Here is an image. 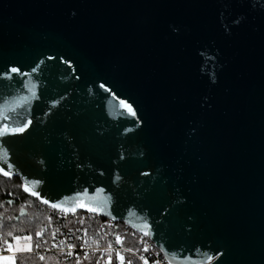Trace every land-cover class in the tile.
<instances>
[{
	"label": "water",
	"instance_id": "1",
	"mask_svg": "<svg viewBox=\"0 0 264 264\" xmlns=\"http://www.w3.org/2000/svg\"><path fill=\"white\" fill-rule=\"evenodd\" d=\"M0 66L30 73H0L27 195L83 192L169 264H264V0H0Z\"/></svg>",
	"mask_w": 264,
	"mask_h": 264
},
{
	"label": "built area",
	"instance_id": "2",
	"mask_svg": "<svg viewBox=\"0 0 264 264\" xmlns=\"http://www.w3.org/2000/svg\"><path fill=\"white\" fill-rule=\"evenodd\" d=\"M85 229L87 235H85ZM40 232H43V237L36 239L40 248L34 250V253L39 255H62L76 260L79 257L81 260L85 259L84 253H88L87 258L97 257L96 264L101 262L108 264L110 251L112 261L114 258L119 264L120 261L116 255L118 252L125 256V264H128L129 261L131 264H144L141 257L146 258L148 264H155L156 261H159V264H169L163 253L148 237L137 233L124 223H114L91 213H64L49 207L46 221ZM53 232H56L54 242L58 246L57 248L52 247ZM117 236L123 238L122 244L116 242ZM45 240L47 243H43ZM84 240H87L86 245L83 243ZM70 244L75 245V248L69 249L68 245ZM109 244H111L110 250ZM145 247L149 249L147 252L144 251ZM68 252H72L73 255H67ZM5 253L3 245L0 244V254Z\"/></svg>",
	"mask_w": 264,
	"mask_h": 264
},
{
	"label": "trees",
	"instance_id": "3",
	"mask_svg": "<svg viewBox=\"0 0 264 264\" xmlns=\"http://www.w3.org/2000/svg\"><path fill=\"white\" fill-rule=\"evenodd\" d=\"M21 210L27 212L24 218L16 221ZM49 207L38 199L27 195L22 190L18 178H8L0 175V244L5 246V241H10L8 233L15 235H32L36 243L35 233L40 231L46 221ZM31 253H20L16 256L17 264H77L76 259L62 255H39L34 250ZM44 256L43 260L39 257ZM97 257L91 256L79 260V264H96ZM99 264H107L101 262ZM112 264H119L114 258Z\"/></svg>",
	"mask_w": 264,
	"mask_h": 264
},
{
	"label": "snow or ice",
	"instance_id": "4",
	"mask_svg": "<svg viewBox=\"0 0 264 264\" xmlns=\"http://www.w3.org/2000/svg\"><path fill=\"white\" fill-rule=\"evenodd\" d=\"M73 15H75V13H73ZM239 21H237L238 23ZM41 63H43V61H41ZM37 71L36 68L32 69V72ZM0 73L3 74V78L7 79V80H11L12 76L10 74L15 73V74H19L21 76H26L29 75L30 73H23L21 72V69L19 67H2L0 66ZM101 87H104L103 85H101ZM110 91V89H109ZM118 105L122 106L123 108L127 109L128 113L131 114L133 117H135L137 115L136 110L133 108L132 104L130 103H126L125 100H118ZM10 119V117L3 115L2 111H0V151H2L4 154H7V149L3 147L2 144V138L8 136V135H19V134H23L32 124V120L28 119L26 121H24L23 123H21L18 126H13V125H9L6 121ZM124 157L121 156V159H123ZM0 163H4L2 161H0ZM43 163V162H42ZM4 167H12L11 164L8 163H4ZM4 167H0V172L3 173V175L5 177H9L10 173L4 170ZM147 175V173H145ZM33 183H38L37 181H33ZM24 190L25 191H29V188L27 186V184L24 186ZM31 195L33 196H39V193L36 191L31 192ZM86 195L85 193L81 192L80 197L77 198L76 201H74V203L76 204V207L79 208H84L86 209L88 212L91 213H95L101 210V205L99 202H96L95 204H89V203H85L82 199V197ZM42 202L46 205L51 206V208L53 209H59L64 213L67 212H72L73 214L76 211V207H72V208H64L62 202H51L49 199H44L42 198ZM81 223H83V221H81ZM145 228H149V231L145 232V235H149L151 234L150 232V226L149 225H145ZM85 235H87V230H84ZM9 237H11L10 241H5L4 244L6 245L5 250L8 253H11L12 255H3L0 254V264H17V260L15 258V254L17 253H31L33 251L34 248L38 249L40 248V244L39 243H33V236L32 235H13L11 232L8 233ZM35 236L38 238H42L43 237V232L37 231L35 233ZM55 237H56V232L52 233V239H53V244L52 247L53 248H57L58 246L55 244ZM23 242V243H22ZM116 242L122 244L123 243V238L120 236L116 237ZM43 243H47V241H43ZM63 243V242H62ZM85 245L87 244V240H84L83 242ZM141 243H143V241H141ZM69 249H73L75 248V245H68ZM111 249V244H109V250ZM149 249L147 247L144 248V251L147 252ZM129 251H132V249H129ZM67 255L72 256L73 253L72 252H68ZM85 258L88 257V253H84ZM117 258L120 261V264H125V256L122 253H117ZM221 255H223V253H221ZM40 260L44 259V256H40L39 257ZM141 259L144 261V264H148V260L144 257H141ZM77 264H79V257H77ZM108 264H112V256L111 253L109 251V255H108ZM128 264H131V261L128 262ZM155 264H159V261H156Z\"/></svg>",
	"mask_w": 264,
	"mask_h": 264
},
{
	"label": "crops",
	"instance_id": "5",
	"mask_svg": "<svg viewBox=\"0 0 264 264\" xmlns=\"http://www.w3.org/2000/svg\"><path fill=\"white\" fill-rule=\"evenodd\" d=\"M5 248H6V245L4 246V250H5ZM5 252H6V253L3 254V255H6V256H7V255H12L11 253H8L6 250H5ZM18 254H20V253L15 254V258H16V256H17Z\"/></svg>",
	"mask_w": 264,
	"mask_h": 264
},
{
	"label": "rangeland",
	"instance_id": "6",
	"mask_svg": "<svg viewBox=\"0 0 264 264\" xmlns=\"http://www.w3.org/2000/svg\"><path fill=\"white\" fill-rule=\"evenodd\" d=\"M23 243V242H22ZM34 243V242H33Z\"/></svg>",
	"mask_w": 264,
	"mask_h": 264
}]
</instances>
